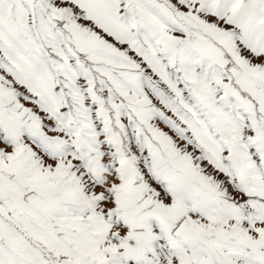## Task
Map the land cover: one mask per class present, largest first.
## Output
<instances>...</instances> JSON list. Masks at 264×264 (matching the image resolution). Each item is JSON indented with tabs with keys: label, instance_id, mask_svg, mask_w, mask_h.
<instances>
[{
	"label": "snow or ice",
	"instance_id": "1",
	"mask_svg": "<svg viewBox=\"0 0 264 264\" xmlns=\"http://www.w3.org/2000/svg\"><path fill=\"white\" fill-rule=\"evenodd\" d=\"M0 264H264V0H0Z\"/></svg>",
	"mask_w": 264,
	"mask_h": 264
}]
</instances>
